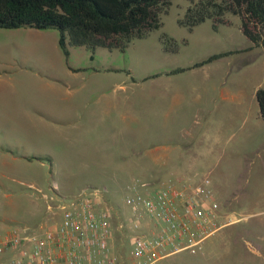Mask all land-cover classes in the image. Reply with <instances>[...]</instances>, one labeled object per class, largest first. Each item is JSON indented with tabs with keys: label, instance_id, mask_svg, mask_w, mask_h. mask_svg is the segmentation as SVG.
Masks as SVG:
<instances>
[{
	"label": "rangeland",
	"instance_id": "374dc122",
	"mask_svg": "<svg viewBox=\"0 0 264 264\" xmlns=\"http://www.w3.org/2000/svg\"><path fill=\"white\" fill-rule=\"evenodd\" d=\"M171 2L160 14V29L132 41L125 53L100 47L94 59L90 49L71 47L67 60L57 29L0 28V236L16 226L46 228L62 219L63 202L86 188H98L111 210L118 258H129L131 234L145 230L134 227L127 196L157 189L171 178L151 163L152 79H147L172 63L161 50L163 36L179 29L178 20L191 4ZM228 16L241 23L238 15ZM191 48L183 53L192 54ZM107 67L122 72L105 71ZM127 112L135 116L134 124L145 127L142 156L134 152L133 134L119 135ZM116 135L124 150L97 146ZM230 175L229 197L217 201L220 206L225 200L232 203L221 210L235 221L208 237L197 252L183 250L158 264H264V205L243 203L254 197L253 185H264V148L253 150ZM217 176L225 174L198 179L208 181L201 184L214 196Z\"/></svg>",
	"mask_w": 264,
	"mask_h": 264
},
{
	"label": "crops",
	"instance_id": "0c3cea01",
	"mask_svg": "<svg viewBox=\"0 0 264 264\" xmlns=\"http://www.w3.org/2000/svg\"><path fill=\"white\" fill-rule=\"evenodd\" d=\"M228 18L231 23L221 24L217 31L213 29V22L208 23L207 20L193 29L179 24V29L167 36L177 42H187L181 43L175 52L165 50L162 44L161 50L172 63L147 78L152 79L151 144L148 147L152 167L153 164L162 167L159 172L170 175L165 183H208L206 179L203 182L198 179H202L204 174H225L223 178L217 176L212 181L216 200L229 197L225 190L232 188L230 174L245 165L253 150L264 148V119L257 100V90L264 87V49L251 48V42L241 30V23L234 24ZM197 45L203 48L197 50ZM189 46L193 53H183ZM96 50L91 59H94ZM228 51L235 52L193 67L213 54ZM179 67L187 69L175 74L167 73ZM96 71L101 69L96 68ZM105 71L122 72L114 67H107ZM123 118L126 124L119 135L133 134L134 152L142 156L140 150L145 127L134 124L136 118L128 112ZM97 146L123 149L118 136L111 142L99 141ZM106 165L109 164L101 167H109ZM137 165L144 166L142 162ZM139 166L136 169L142 170ZM252 188L256 190L254 197L243 203L264 205V185H253ZM230 204L225 200L222 205ZM141 228L149 235L158 230L156 222L149 218H145Z\"/></svg>",
	"mask_w": 264,
	"mask_h": 264
},
{
	"label": "built area",
	"instance_id": "2783aa9c",
	"mask_svg": "<svg viewBox=\"0 0 264 264\" xmlns=\"http://www.w3.org/2000/svg\"><path fill=\"white\" fill-rule=\"evenodd\" d=\"M126 201L133 206L135 228L149 218L158 230L131 234L125 262L115 250L111 210L102 192L86 188L60 205V221L40 230L16 226L0 236V264H158L183 250L197 252L208 237L235 221L222 212L211 189L191 181L136 190Z\"/></svg>",
	"mask_w": 264,
	"mask_h": 264
},
{
	"label": "trees",
	"instance_id": "16d2710c",
	"mask_svg": "<svg viewBox=\"0 0 264 264\" xmlns=\"http://www.w3.org/2000/svg\"><path fill=\"white\" fill-rule=\"evenodd\" d=\"M179 24L193 29L211 19L213 29L230 24L228 14L238 15L241 30L252 46L264 49V0H190ZM171 0H0V28L57 29L59 46L66 59L71 47H86L95 52L103 47L125 52L135 38H142L162 27L161 13ZM163 36L165 50L175 52L181 43ZM235 51L213 54L195 64L201 66ZM187 68H175V74ZM257 100L264 119V87L257 90Z\"/></svg>",
	"mask_w": 264,
	"mask_h": 264
}]
</instances>
